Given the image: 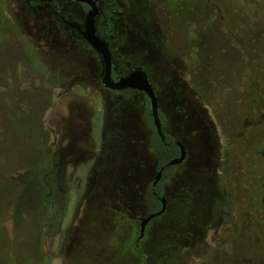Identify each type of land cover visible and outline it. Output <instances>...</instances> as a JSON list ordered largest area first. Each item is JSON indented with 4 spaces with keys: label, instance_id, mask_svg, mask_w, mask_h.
Returning a JSON list of instances; mask_svg holds the SVG:
<instances>
[{
    "label": "rangeland",
    "instance_id": "1",
    "mask_svg": "<svg viewBox=\"0 0 264 264\" xmlns=\"http://www.w3.org/2000/svg\"><path fill=\"white\" fill-rule=\"evenodd\" d=\"M56 1L0 0V264H139L148 101L102 89ZM113 4L115 74L150 71L164 133L187 150L144 263L264 264V0Z\"/></svg>",
    "mask_w": 264,
    "mask_h": 264
},
{
    "label": "water",
    "instance_id": "2",
    "mask_svg": "<svg viewBox=\"0 0 264 264\" xmlns=\"http://www.w3.org/2000/svg\"><path fill=\"white\" fill-rule=\"evenodd\" d=\"M96 14V8L92 9L87 17L86 22V32L85 36L89 46L99 55L101 61V83L106 89H110L112 91H123V90H136L142 93L148 101V109L149 113L152 117L153 124L156 129L157 135L164 140V130L162 127L161 119L159 116L158 110V97L155 93L153 86L151 85L148 74L143 69H134L130 75L125 77H117L115 80L112 78V53L109 49V45L105 40L100 39L95 35V27H94V17ZM179 147V155L177 158L171 160L167 166H177L184 162L187 157V150L185 145L180 142H177ZM162 170H160L154 180L153 185H156L161 179ZM162 207L161 209L152 214H148L146 217H139L140 228H139V236L136 240V244L143 238L146 226L148 223L154 218L160 217L166 209V201L165 198H161Z\"/></svg>",
    "mask_w": 264,
    "mask_h": 264
},
{
    "label": "flooded vegetation",
    "instance_id": "3",
    "mask_svg": "<svg viewBox=\"0 0 264 264\" xmlns=\"http://www.w3.org/2000/svg\"><path fill=\"white\" fill-rule=\"evenodd\" d=\"M56 3L58 4V7H56L53 12L59 21L60 27L65 29L66 33L73 35L76 38L77 42L80 43L82 46H85L88 49L92 50L94 54L99 58L98 53H96L89 46L87 42L85 36V32H86L85 25L87 22V17L89 12L92 9L96 8V14L94 17L95 35L98 36L100 39L105 40L109 45V27H111V23L108 21L109 20L108 18L111 16V12L114 9L113 0H57ZM105 23L108 24L107 28H104ZM109 49H110V45H109ZM112 59H113V53H112ZM137 68L146 71L149 78L150 71L147 68H144L142 66H132L129 63L127 64L128 70L126 73L115 74L113 68V61H112V78L115 80L117 77L128 76L134 69ZM101 71H102V67H101ZM100 82H101V78H100ZM101 87L102 89H106L102 85V83H101ZM106 90H110V89H106ZM156 171L157 174L160 171V169L159 170L157 169Z\"/></svg>",
    "mask_w": 264,
    "mask_h": 264
},
{
    "label": "trees",
    "instance_id": "4",
    "mask_svg": "<svg viewBox=\"0 0 264 264\" xmlns=\"http://www.w3.org/2000/svg\"><path fill=\"white\" fill-rule=\"evenodd\" d=\"M160 119H161L162 127H164L163 119L161 118V116H160ZM144 120L150 132V135H149L150 149L155 153L157 157V169L162 170L160 181L156 185H153V183H149L146 186L144 190V194H143L144 202H145L148 214H152V213L158 212L162 207V203H161V198L163 197L162 195L163 186L162 185L173 174V167L167 166V164L174 158L178 157L179 147L176 143V140H174L170 136L165 134L164 140H162V138H160L157 135L156 129L153 124V120L149 113L148 108L146 109L144 113ZM136 248H137L139 257L141 258V262L139 264H145L142 251L139 250L140 249L139 243L136 244Z\"/></svg>",
    "mask_w": 264,
    "mask_h": 264
}]
</instances>
